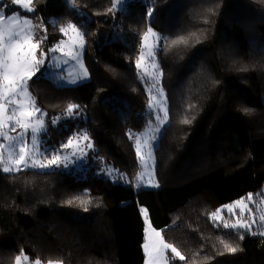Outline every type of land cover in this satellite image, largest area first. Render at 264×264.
Wrapping results in <instances>:
<instances>
[{"label": "trees", "instance_id": "obj_1", "mask_svg": "<svg viewBox=\"0 0 264 264\" xmlns=\"http://www.w3.org/2000/svg\"><path fill=\"white\" fill-rule=\"evenodd\" d=\"M152 2L132 0L106 20L112 0H77L78 9L92 17L83 27L90 79L63 91L56 109L75 103L83 111L76 119L49 125V133L57 139L88 131L95 146L88 175L0 172V264H13L21 250L32 259L64 264H145L142 207L186 255L199 250L201 257H212L203 264H264L260 236H233L239 250L219 254L216 236L228 230L214 228L207 218L264 187V0H154L156 31L196 32L199 42L193 38L158 57L171 126H165L155 153L161 187L137 189L140 166L127 133L145 125L138 107L147 104V95L135 59ZM35 7L48 29L47 48L61 39L51 19L64 24L76 14L68 0H39ZM189 103L195 108L186 112ZM57 114L50 112L49 118ZM184 115L190 124L180 123ZM105 166L132 183L115 184L98 174L96 167L104 172ZM85 191L92 200L88 211L64 203Z\"/></svg>", "mask_w": 264, "mask_h": 264}, {"label": "snow or ice", "instance_id": "obj_2", "mask_svg": "<svg viewBox=\"0 0 264 264\" xmlns=\"http://www.w3.org/2000/svg\"><path fill=\"white\" fill-rule=\"evenodd\" d=\"M38 2L39 0H0V172L12 175L29 170L49 174L53 169L68 168L85 162L88 150L95 148L87 130L73 133L58 148L47 144L49 125L59 124L62 118L76 119L80 114V106L70 103L61 116L48 118L47 112L37 105L29 89V81L33 77L38 81L40 76L37 74L41 73L42 68H45V73L41 75H48L68 84L88 79V69L82 62L88 34L81 30L85 25L79 21L73 23L69 20L64 24H60L58 20L51 21L52 25L57 26L61 39L45 50L43 45L48 29L37 20L39 13L36 12L35 5ZM68 2L74 13L83 18L84 14L79 11L77 0ZM126 3L127 0H112L105 13L125 11ZM9 4L12 6L10 11ZM207 11L212 12L213 9L208 8ZM154 12L153 0L146 9L145 15L150 23L140 35L139 55L135 59L138 78L147 95L145 125L138 133L131 130L127 133L134 144L141 169L134 176L137 188L160 186L155 174L157 142L167 132L165 125L171 126L168 95L163 86L164 70L158 57L171 47L187 46L193 38L199 42L196 32L169 36L156 31L151 26ZM204 22L207 23L206 18ZM70 61L74 64L70 68L66 67ZM193 108L195 105L189 103L186 112ZM243 111L249 112L250 109L245 108ZM191 122L187 115L180 120L185 125ZM69 149L70 152L65 151ZM106 171L109 176L117 175L114 169ZM118 178L132 183L126 174H118ZM64 203L68 206L75 204L88 211L92 200L85 191L70 195ZM140 212L145 224L142 244L145 264H175L177 260L183 264H203V261L212 258L208 254L201 257L199 250L186 255L184 250L165 239L167 228L154 227L146 207H142ZM207 218L214 228L228 230L218 232L216 236L220 246L219 254H235L239 245L231 237L243 240L247 234L264 238V191L255 195L248 193L245 197L212 211ZM13 264H64V261H42L38 257L32 259L21 250L14 256Z\"/></svg>", "mask_w": 264, "mask_h": 264}, {"label": "rangeland", "instance_id": "obj_3", "mask_svg": "<svg viewBox=\"0 0 264 264\" xmlns=\"http://www.w3.org/2000/svg\"><path fill=\"white\" fill-rule=\"evenodd\" d=\"M130 1H132V0H127V3L130 2ZM127 3H126V5H127ZM11 7L12 6L9 4L8 5V10L9 11L11 10ZM79 11L82 12L81 10H79ZM118 11H116L115 13H110L109 17H107L106 20H112L115 17V15L117 14ZM33 15H35V13ZM91 18L92 17L87 16L85 14H84L83 18H81L78 15H76L75 20L71 19L70 21L73 22V23H77L79 21L81 24H84V23L88 22ZM37 20L40 21V23H41V25L43 27H46L45 23L40 19L39 16H37ZM51 21H54V20L51 19ZM81 30L84 31L83 28ZM48 40H49V34H48V31H47V39L45 41V45H48ZM46 49L47 48H45V50ZM84 55H85V49H84L83 54H82V62L84 64V66H85ZM72 64H74V62L70 61L69 65L66 66V67L70 68L72 66ZM46 65H47V62H46ZM41 73H45V68L41 69ZM41 73L37 74V76H40V79L38 81H37L36 77H33L32 81H29V89L32 92V94L34 95L37 105L40 106L44 111L47 112L48 118H49V113L50 112H53V113L58 112L59 115L57 114V116H61L62 115L63 110L65 108L61 107L60 109H56L57 108L56 106L61 104V97L64 95L63 91L65 89L78 86V85H80V84H82L84 82H87L90 79V76H89L88 79L81 80V81L77 82L76 84H68V83L63 82V81H56L55 79L50 78L48 75H41ZM34 81H36V82H34ZM140 110L143 113V118H144V121H145L146 106L140 107ZM82 130H84V129H77L73 133L79 132V131H82ZM138 132H140V131H138ZM73 133H71V135ZM49 137L52 138V133L48 132L47 144H48L49 147H52V148H58L59 145L68 138L67 136H61V137H58L57 139L56 138H52V141L48 142L49 141ZM65 151H69L70 152L71 150L69 149V150H65ZM90 151H91V149L88 150V156H87L85 162H80V163H77V164H74V165H70L68 168L61 167L59 169H53L51 171H55L56 170V171H62V172H66V173L78 174L80 179L86 178L87 175H88L87 164L90 161L89 160V155L91 153ZM97 168H99V167H96V171H97L98 174L104 175L106 178H108L109 180H111L115 184H117V183H128L125 180L118 178V174H120L118 171H116L117 175H112V176L107 175V171L106 170L107 169H113L111 167L105 166L104 172H103V170L101 168L100 169H97ZM140 171H141V169H140ZM155 174H156V170H155ZM134 185H135V182H134ZM160 187H161V185L158 188H160ZM140 188L158 189V188L146 187V186L145 187H140ZM140 188H137V189H140ZM261 191H264V187H263V189H261ZM261 191H259V192H261ZM253 195H255V194H253ZM256 236H258V235H256Z\"/></svg>", "mask_w": 264, "mask_h": 264}, {"label": "bare ground", "instance_id": "obj_4", "mask_svg": "<svg viewBox=\"0 0 264 264\" xmlns=\"http://www.w3.org/2000/svg\"><path fill=\"white\" fill-rule=\"evenodd\" d=\"M144 106H146V105H144V104H141V105H139V107H138V108H140V107H144ZM80 110H81V112L83 111L81 107H80Z\"/></svg>", "mask_w": 264, "mask_h": 264}]
</instances>
